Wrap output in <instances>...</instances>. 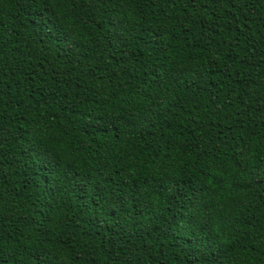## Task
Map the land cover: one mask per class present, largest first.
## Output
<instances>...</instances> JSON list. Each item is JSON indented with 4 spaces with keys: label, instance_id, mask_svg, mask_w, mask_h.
Returning a JSON list of instances; mask_svg holds the SVG:
<instances>
[{
    "label": "trees",
    "instance_id": "1",
    "mask_svg": "<svg viewBox=\"0 0 264 264\" xmlns=\"http://www.w3.org/2000/svg\"><path fill=\"white\" fill-rule=\"evenodd\" d=\"M0 261L264 264V0H0Z\"/></svg>",
    "mask_w": 264,
    "mask_h": 264
},
{
    "label": "snow or ice",
    "instance_id": "2",
    "mask_svg": "<svg viewBox=\"0 0 264 264\" xmlns=\"http://www.w3.org/2000/svg\"><path fill=\"white\" fill-rule=\"evenodd\" d=\"M2 237H0V241H2ZM2 249H3V244L2 243H0V252H2ZM0 264H7V262L6 261H0Z\"/></svg>",
    "mask_w": 264,
    "mask_h": 264
}]
</instances>
